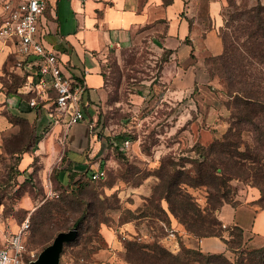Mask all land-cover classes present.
Listing matches in <instances>:
<instances>
[{"label":"rangeland","instance_id":"obj_1","mask_svg":"<svg viewBox=\"0 0 264 264\" xmlns=\"http://www.w3.org/2000/svg\"><path fill=\"white\" fill-rule=\"evenodd\" d=\"M235 1L242 11L264 5V0ZM237 11L225 0L220 37L234 33ZM214 56L206 51L200 57L192 55V64H182L162 45L148 40L110 51L104 64L106 97L94 127L109 145L102 165L105 175L97 181L84 180L74 191L68 183L72 168L65 169L64 182L62 170L46 168L42 157L34 158L30 171L22 169L24 150H36L41 137L33 130L35 125L7 102L12 96L31 101L37 95L31 86L37 81L32 82L24 56L17 52L8 56L0 73V241L12 226L29 218L28 249L36 258L59 232L78 226L79 237L65 244L59 264H201L186 253V249L203 252L200 238L170 209L159 172L171 160L176 166H167L170 175L194 176L192 162L200 158V148L224 140L232 128V97ZM177 67L181 73H175ZM187 83L190 87L183 93L179 86ZM111 140L119 149L110 146ZM182 178L181 190L206 209L216 190L191 186ZM226 189L233 204L262 208L261 191L251 180L231 179ZM28 196L33 204L24 207L21 203ZM49 203L56 204L51 207L53 219L43 208ZM234 207L226 204L222 210L228 225L234 222ZM234 227L224 228L225 238L234 240L230 235ZM245 240L238 251L224 253L229 261H237L239 251L264 245L261 237L250 244Z\"/></svg>","mask_w":264,"mask_h":264},{"label":"crops","instance_id":"obj_2","mask_svg":"<svg viewBox=\"0 0 264 264\" xmlns=\"http://www.w3.org/2000/svg\"><path fill=\"white\" fill-rule=\"evenodd\" d=\"M206 1L48 0L41 39L48 50L57 54L64 73L75 82L84 84L85 119L67 128L63 123L54 124L47 107L31 108L21 96L8 98L7 103L13 111L34 124L41 137L36 150L24 154L23 171H30L35 157H42L48 169L59 167L62 182L68 178L65 170L68 168L76 172L102 170L109 145L96 134L99 131L94 127L101 120L100 106L106 97V57L112 50H122L144 40L155 46L162 45L182 64L189 65L192 55L200 57L206 51L213 55L221 54L223 44L219 29L224 23L222 9L225 0L207 1L205 14L202 10ZM15 53L11 42L0 40V73L8 56ZM33 59H25L32 78L36 67L29 62ZM192 67L190 65L188 72L193 71L194 83L196 75ZM174 70L181 73L180 67ZM189 87L187 83L180 85L179 89L184 93ZM21 204L30 207L33 202L28 196ZM225 205L219 211L221 220ZM233 221L228 225L222 220L225 227H241L245 243L248 241L250 244L258 237L264 242V209L254 203L239 204L234 207ZM17 226H12L10 233L16 232ZM199 241L205 253H226L228 250L226 243L217 236L202 237ZM3 242L4 238L0 241V248Z\"/></svg>","mask_w":264,"mask_h":264},{"label":"trees","instance_id":"obj_3","mask_svg":"<svg viewBox=\"0 0 264 264\" xmlns=\"http://www.w3.org/2000/svg\"><path fill=\"white\" fill-rule=\"evenodd\" d=\"M229 3L238 10L233 15L234 33H222L223 51L213 59L232 97L229 102L234 114L232 128L224 140L215 141L208 148H200V158L192 162L194 176H186L184 172L180 176L170 175L167 166H176L171 160L163 163L159 173L165 191L163 197L189 231L198 238L220 237L228 250L238 251L244 237L243 229L235 226L230 234L234 240L225 238V226L216 213L226 203L237 206L226 189L231 179L251 180L261 191L259 202L264 209V5L259 3L242 11L235 0H229ZM55 97L56 92L49 90L43 102L48 103ZM114 143L110 146L119 149V145ZM90 171L71 173L68 183L72 191L81 187L84 180L97 181L91 178ZM182 177H186L191 186L206 185L216 190L210 195L206 209L201 210L192 197L181 190L180 184L185 182ZM53 205L56 204L49 203L43 207L52 219ZM75 228L79 231L78 226ZM235 230L238 234L233 232ZM239 252L237 261L231 262L224 253L206 254L186 249V253L194 255L201 264H264V246Z\"/></svg>","mask_w":264,"mask_h":264},{"label":"built area","instance_id":"obj_4","mask_svg":"<svg viewBox=\"0 0 264 264\" xmlns=\"http://www.w3.org/2000/svg\"><path fill=\"white\" fill-rule=\"evenodd\" d=\"M48 0H1L0 1V40L11 42L16 52L24 59L34 58L29 64L36 67L31 88L37 92L29 101V106L47 107L54 124L63 123L67 128L85 119L83 97L84 84L67 76L54 51L48 50L41 39L42 24ZM49 90L56 97L48 103L44 99ZM130 143L126 140V145ZM105 172L91 173L93 180H99ZM30 219H25L18 230L4 235L0 248V264H31L36 259L28 249Z\"/></svg>","mask_w":264,"mask_h":264},{"label":"water","instance_id":"obj_5","mask_svg":"<svg viewBox=\"0 0 264 264\" xmlns=\"http://www.w3.org/2000/svg\"><path fill=\"white\" fill-rule=\"evenodd\" d=\"M78 232L77 228L59 232L53 242L44 248L31 264H59L65 244L76 240Z\"/></svg>","mask_w":264,"mask_h":264}]
</instances>
